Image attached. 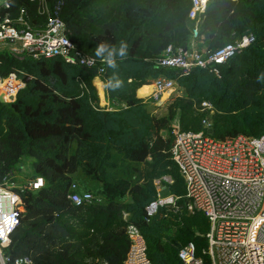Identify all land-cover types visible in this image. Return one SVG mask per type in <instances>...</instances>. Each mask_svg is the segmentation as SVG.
I'll return each mask as SVG.
<instances>
[{
  "label": "trees",
  "instance_id": "1",
  "mask_svg": "<svg viewBox=\"0 0 264 264\" xmlns=\"http://www.w3.org/2000/svg\"><path fill=\"white\" fill-rule=\"evenodd\" d=\"M10 2L14 13L24 9L33 24L44 23L35 3ZM48 5L65 22L74 51L114 61L103 65L100 77L111 109L100 106L96 67L85 69L60 56L33 60L0 53V73L21 71L25 82L14 102L0 103V184L6 178L20 182L16 175L24 161L31 162L30 176L45 182L37 192L21 194L23 212L6 250L9 264L24 258L31 264H124L128 225L144 238L151 264H182L178 254L189 243L203 264H211L204 254L208 221L187 211L184 181L172 160V122L178 119L180 132L199 133L209 117L218 141L264 136L259 46L264 0H208L195 20L188 18L190 0H48ZM195 29L196 37L206 36L205 51L246 35L255 41L214 65L217 73L158 66L165 49L186 48ZM102 42L105 51L97 56ZM158 78L177 87L160 116L137 97ZM205 102L211 115L202 110ZM72 183L95 200L70 202ZM168 196L174 204L158 205L148 215L151 204Z\"/></svg>",
  "mask_w": 264,
  "mask_h": 264
},
{
  "label": "built area",
  "instance_id": "2",
  "mask_svg": "<svg viewBox=\"0 0 264 264\" xmlns=\"http://www.w3.org/2000/svg\"><path fill=\"white\" fill-rule=\"evenodd\" d=\"M28 1L35 3L37 14L45 18L44 23L33 24L26 10L14 13L10 0L5 1L0 5V53L33 60L60 56L85 69L96 67L100 81L107 60H97L74 51L65 22L59 19L56 11L51 12L48 0ZM190 2L188 18L195 20L205 11L208 0ZM254 41L253 36L246 35L214 51L190 53L187 47L168 46L157 64L162 68L180 70L212 68L217 73L214 65L224 63ZM24 86L23 72L0 73V96L4 103L14 102ZM149 86L151 90L145 96V102L157 108L165 106L177 91L175 82L164 78L154 80ZM201 106L202 110L212 114L209 103ZM101 107L111 109L108 104ZM202 127L203 131L199 133H185L176 125L172 132L171 156L184 181L187 211L202 213L208 221L204 254L211 264H264V136L238 135L218 141L211 136L209 117L202 120ZM23 175V171L16 175L20 182L14 183L6 178L0 184V264L10 263L6 250L23 212L21 194L37 192L45 185L42 178L29 175L25 179ZM163 180L171 183L169 177ZM155 185L160 191V180H156ZM68 199L77 206L95 200L91 193L80 191L76 183L70 185ZM174 200L173 196L160 198L147 208L148 215L154 214L158 205L174 204ZM96 201L100 202V199ZM126 236L129 249L124 264H151L139 230L128 225ZM178 258L182 264H203L202 259L195 256L191 243L179 251ZM14 264H31V260H15Z\"/></svg>",
  "mask_w": 264,
  "mask_h": 264
},
{
  "label": "crops",
  "instance_id": "3",
  "mask_svg": "<svg viewBox=\"0 0 264 264\" xmlns=\"http://www.w3.org/2000/svg\"><path fill=\"white\" fill-rule=\"evenodd\" d=\"M205 35L204 36H200V37H195V38H191V40H190V42H189V44L187 45V50H188V52L190 53V52H192V51H199V50H204L203 49V47H202V44H203V42H204V40H205ZM195 41H198V43H197V46H195L196 44H195ZM261 43H264V39H261L260 40V42H259V46H260V44ZM262 48V47H261ZM97 85H100L99 83H97L96 84V87H97ZM103 85V84H102ZM151 85V84H150ZM149 86V85H148ZM104 87V86H103ZM103 87H102V89H103ZM151 90V89H150ZM148 91V89L147 88H141L138 92H137V97H139V98H142V99H144L145 100V96L144 97H142V95H144V94H146V92ZM102 93H103V97H102V99L100 100V97H99V102H100V106L102 105H106V104H108V105H110V102L109 101H107L106 100V98H105V88H104V90L102 91ZM180 93V92H179ZM98 96H100V95H98ZM148 104V103H147ZM118 104H116L115 106H117ZM149 106H153V105H151L150 103L148 104V109H149ZM153 114H155L156 112H155V110H151V109H149ZM164 111H165V109H164ZM175 121H176V124L178 125V119H175Z\"/></svg>",
  "mask_w": 264,
  "mask_h": 264
},
{
  "label": "rangeland",
  "instance_id": "4",
  "mask_svg": "<svg viewBox=\"0 0 264 264\" xmlns=\"http://www.w3.org/2000/svg\"><path fill=\"white\" fill-rule=\"evenodd\" d=\"M5 1H7V0H0V5L1 4H3ZM197 43H198V41H195V46H197ZM260 47H262V48H264V43H261L260 44ZM94 86H95V84H94ZM102 87L103 86H101V89H98L97 87H96V89H97V93H98V95H100L99 97H100V100L102 99V97H103V93H102V91L104 90V87H103V89H102ZM175 94H177V91L174 93V95ZM173 95V96H174ZM149 109H151V110H155V114L157 115V116H160V115H164L165 114V111H164V109H165V106H161V107H159V108H157V107H154V106H149ZM177 124H176V121L174 120L173 122H172V126H173V128L176 126ZM173 134V133H172ZM30 165H31V162L30 161H24L23 163H22V171L24 172V174L25 175H23V178H27L26 176H29V175H31V167H30ZM163 195V194H162ZM162 199V198H161Z\"/></svg>",
  "mask_w": 264,
  "mask_h": 264
},
{
  "label": "clouds",
  "instance_id": "5",
  "mask_svg": "<svg viewBox=\"0 0 264 264\" xmlns=\"http://www.w3.org/2000/svg\"><path fill=\"white\" fill-rule=\"evenodd\" d=\"M105 48H106V44L105 43H100L98 46H97V48L95 49V54L97 55V56H100L104 51H105ZM125 52H126V46L125 45H122L121 46V48H120V50H119V54L121 55V56H124L125 55ZM111 54V53H110ZM107 64L109 65V66H114V61H112V60H108L107 61ZM0 230H2V229H0Z\"/></svg>",
  "mask_w": 264,
  "mask_h": 264
},
{
  "label": "bare ground",
  "instance_id": "6",
  "mask_svg": "<svg viewBox=\"0 0 264 264\" xmlns=\"http://www.w3.org/2000/svg\"><path fill=\"white\" fill-rule=\"evenodd\" d=\"M95 82H98V83L100 84V85H97V88H98V89H101V86H102L101 82H100L98 79H96V80L94 81V84H95ZM95 87H96V86H95ZM142 88H147V89H148V91L146 92V94L142 95V97H144V96H146V95L150 92L151 87L148 86V85H146V86H144V87H142Z\"/></svg>",
  "mask_w": 264,
  "mask_h": 264
},
{
  "label": "water",
  "instance_id": "7",
  "mask_svg": "<svg viewBox=\"0 0 264 264\" xmlns=\"http://www.w3.org/2000/svg\"><path fill=\"white\" fill-rule=\"evenodd\" d=\"M193 34L194 36H197V32L195 30L193 31ZM0 103H4V100L1 96H0Z\"/></svg>",
  "mask_w": 264,
  "mask_h": 264
},
{
  "label": "snow or ice",
  "instance_id": "8",
  "mask_svg": "<svg viewBox=\"0 0 264 264\" xmlns=\"http://www.w3.org/2000/svg\"><path fill=\"white\" fill-rule=\"evenodd\" d=\"M0 234H2V230H0Z\"/></svg>",
  "mask_w": 264,
  "mask_h": 264
}]
</instances>
